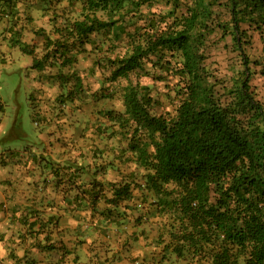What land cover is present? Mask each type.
Returning a JSON list of instances; mask_svg holds the SVG:
<instances>
[{"label": "trees", "instance_id": "trees-1", "mask_svg": "<svg viewBox=\"0 0 264 264\" xmlns=\"http://www.w3.org/2000/svg\"><path fill=\"white\" fill-rule=\"evenodd\" d=\"M0 1L3 9L19 8V0ZM58 1H38L40 12L53 10L55 35L43 34L44 53L37 56L25 43L20 50L32 56L33 68L61 69L76 63L92 34L112 41L106 79L125 84L122 109L104 115L109 133L125 143L123 163L134 168L112 182L107 203L138 190L150 195L147 211L156 217L161 257H173L168 264H264V106L250 88L247 55L225 81L208 67L205 49L217 28L237 46L248 28L257 30L264 49V0H66L55 12ZM157 3L162 8L151 10ZM220 4L228 9L226 21L214 14ZM31 32L45 33L41 24ZM119 46L121 54L111 53ZM80 83L74 76L73 89ZM101 187L95 180L83 191L92 206ZM35 216L48 228L43 239H52V214Z\"/></svg>", "mask_w": 264, "mask_h": 264}, {"label": "rangeland", "instance_id": "rangeland-1", "mask_svg": "<svg viewBox=\"0 0 264 264\" xmlns=\"http://www.w3.org/2000/svg\"><path fill=\"white\" fill-rule=\"evenodd\" d=\"M38 1L28 4L19 0V8L12 11L3 9L0 1V135L13 136L0 144L38 148L29 151L28 157L41 163L38 185L44 195L39 201L45 209L55 202L52 216L56 226L50 235L53 243L42 247L46 260L53 264H168L173 257H161L163 242L157 236L156 217L147 211L151 196L142 198L138 190L116 205L107 203L112 182L120 181L134 168L131 162L123 163L125 143L109 133L112 129L104 115L106 109H122L120 94L125 84V80L109 83L106 79L104 56L112 50V41L103 33L92 34L76 63L61 69L47 66L38 75L44 81L30 89L27 69L17 62L23 53L20 46L28 44L40 57L45 51L43 34L55 35L50 22L53 10L40 12L42 3ZM65 4L66 0L54 3L55 12ZM159 8L162 5L157 3L151 10ZM213 9L217 19L227 20L224 5ZM40 24L45 33H29ZM246 33L237 46L229 34L217 28L206 41V63L215 75L228 81L242 69L241 55H247L250 88L264 106L263 43L257 30L248 28ZM122 51L119 46L111 53ZM58 70L69 79L61 81ZM74 76L81 79L77 90L73 89ZM95 180L102 187L92 206L83 191Z\"/></svg>", "mask_w": 264, "mask_h": 264}, {"label": "crops", "instance_id": "crops-1", "mask_svg": "<svg viewBox=\"0 0 264 264\" xmlns=\"http://www.w3.org/2000/svg\"><path fill=\"white\" fill-rule=\"evenodd\" d=\"M17 58L18 64H21L20 67L27 69L25 73L30 89L37 88V85L44 81L38 79V75L43 70L32 67L30 54L21 53ZM1 122L2 120L0 125ZM11 134L0 135V141H7L9 137H13ZM28 148L31 149L25 146L4 147L1 145L0 264H50L49 260H46L42 247L44 243L50 244L53 239H47V241L43 239L42 232L48 228L41 227L35 215L53 214L54 209L51 206L43 210V206L37 205L38 203L42 205L39 199L44 195L41 194V188L38 185L41 176L37 168L41 166V163L33 157H28L29 151L35 152L38 148L32 146ZM35 219L37 222L34 221V225L29 227L30 222Z\"/></svg>", "mask_w": 264, "mask_h": 264}]
</instances>
